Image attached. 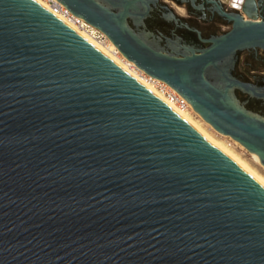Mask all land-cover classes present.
Returning a JSON list of instances; mask_svg holds the SVG:
<instances>
[{
  "label": "water",
  "instance_id": "obj_1",
  "mask_svg": "<svg viewBox=\"0 0 264 264\" xmlns=\"http://www.w3.org/2000/svg\"><path fill=\"white\" fill-rule=\"evenodd\" d=\"M58 1L264 165V123L205 79L264 47V0L180 58L133 38L125 10ZM0 264H264V190L34 0H0Z\"/></svg>",
  "mask_w": 264,
  "mask_h": 264
},
{
  "label": "flooded vegetation",
  "instance_id": "obj_2",
  "mask_svg": "<svg viewBox=\"0 0 264 264\" xmlns=\"http://www.w3.org/2000/svg\"><path fill=\"white\" fill-rule=\"evenodd\" d=\"M100 12L125 10L127 32L148 49L180 58L199 52L231 29L225 15L238 13L237 0H80ZM264 19V10L260 12ZM225 30V28H228ZM218 90H228L238 108L264 123V47L250 45L222 58L205 72Z\"/></svg>",
  "mask_w": 264,
  "mask_h": 264
},
{
  "label": "bare ground",
  "instance_id": "obj_3",
  "mask_svg": "<svg viewBox=\"0 0 264 264\" xmlns=\"http://www.w3.org/2000/svg\"><path fill=\"white\" fill-rule=\"evenodd\" d=\"M38 5L46 9L52 15H54L57 19L63 22L66 26L74 30L78 33L82 38L92 44L95 48L101 51L106 57H108L113 63L118 65L122 70H124L130 77L139 82L143 87H145L152 95H154L157 99H159L163 104L169 107L176 115H178L183 121L193 127L197 132H199L206 140H208L212 145L226 154L229 158L233 160V162L246 174H248L263 190H264V178L258 175L252 168L249 167L247 163H245L242 159L237 156L234 151H232L229 147L224 145L221 141L215 139L211 134L208 133L203 126L200 125V121L194 119L192 116L193 111L192 107L190 109H182L176 106L174 103L166 100L152 85V82L149 80L148 76L144 75L142 70H140L136 65L127 60L114 46V44L109 40L106 43H102L95 39L90 33L85 32L84 30H80L71 22L67 21L63 17H61L57 12L52 10L49 6L42 3L40 0H34ZM237 6V5H235ZM251 158L255 162H259V157L256 153H250Z\"/></svg>",
  "mask_w": 264,
  "mask_h": 264
},
{
  "label": "built area",
  "instance_id": "obj_4",
  "mask_svg": "<svg viewBox=\"0 0 264 264\" xmlns=\"http://www.w3.org/2000/svg\"><path fill=\"white\" fill-rule=\"evenodd\" d=\"M45 5L49 6L52 10L57 12L61 17L71 22L80 30H84L90 33L95 39L102 43H106L109 39L104 33L96 29L95 27L88 24L82 18L74 15L69 9H67L58 0H40ZM148 76L149 80L152 82L154 88L169 102L174 103L176 106L182 109H190V104L184 99L179 93H177L172 87L166 84L164 81Z\"/></svg>",
  "mask_w": 264,
  "mask_h": 264
},
{
  "label": "rangeland",
  "instance_id": "obj_5",
  "mask_svg": "<svg viewBox=\"0 0 264 264\" xmlns=\"http://www.w3.org/2000/svg\"><path fill=\"white\" fill-rule=\"evenodd\" d=\"M143 74L146 75L144 72ZM191 112L194 119L199 120L200 125L203 126V128L206 129L209 134L229 147L232 151H234V153L237 154V156H239L240 159L247 163L250 168H252L258 175L264 178V165L260 162V159L259 162H255L251 158V152L241 142L237 141L230 135L222 134L216 130L194 110H191Z\"/></svg>",
  "mask_w": 264,
  "mask_h": 264
},
{
  "label": "crops",
  "instance_id": "obj_6",
  "mask_svg": "<svg viewBox=\"0 0 264 264\" xmlns=\"http://www.w3.org/2000/svg\"><path fill=\"white\" fill-rule=\"evenodd\" d=\"M239 5V4H238Z\"/></svg>",
  "mask_w": 264,
  "mask_h": 264
}]
</instances>
